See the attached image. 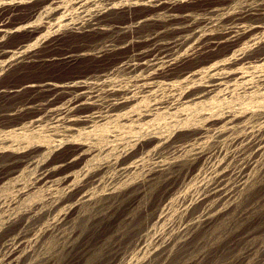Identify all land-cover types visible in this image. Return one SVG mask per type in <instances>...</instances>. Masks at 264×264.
I'll list each match as a JSON object with an SVG mask.
<instances>
[{"label": "rangeland", "instance_id": "374dc122", "mask_svg": "<svg viewBox=\"0 0 264 264\" xmlns=\"http://www.w3.org/2000/svg\"><path fill=\"white\" fill-rule=\"evenodd\" d=\"M263 11L0 0V264H264Z\"/></svg>", "mask_w": 264, "mask_h": 264}, {"label": "bare ground", "instance_id": "6f19581e", "mask_svg": "<svg viewBox=\"0 0 264 264\" xmlns=\"http://www.w3.org/2000/svg\"><path fill=\"white\" fill-rule=\"evenodd\" d=\"M161 1V0H160ZM165 1V0H164ZM79 2H81V1H79ZM100 2V1H99ZM125 2V1H124ZM172 2V1H171ZM175 2H176V0H175ZM72 3V2H71ZM136 3V2H135ZM153 3V2H152ZM161 3H163V2H161ZM77 5V4H76ZM95 5V4H94ZM130 5V4H129ZM259 5V4H258ZM124 6V5H123ZM155 6V5H154ZM157 6V5H156ZM166 6V5H165ZM167 6H169V5H167ZM172 6H173V4H172ZM156 8V7H155ZM158 8V7H157ZM164 8V7H163ZM106 10V9H105ZM173 10V9H172ZM161 11V10H160ZM257 11V10H256ZM251 12V11H250ZM262 12V11H261ZM264 12V11H263ZM153 13V12H152ZM257 13V12H256ZM171 14V13H170ZM186 14V13H185ZM227 14H229V13H227ZM56 15V14H55ZM95 15V14H94ZM243 15V14H242ZM67 16V15H66ZM170 16V15H169ZM176 16V15H175ZM244 16V15H243ZM252 16V15H251ZM257 16V15H256ZM246 17H248V16H246ZM245 17V18H246ZM93 18V17H92ZM253 18V17H252ZM48 19V18H47ZM76 19V18H75ZM237 19V18H236ZM84 20V19H83ZM149 20V19H148ZM155 20V19H154ZM173 20V19H172ZM244 20V19H243ZM242 21V20H241ZM262 21V20H261ZM172 22V21H171ZM239 23V22H238ZM34 24V23H33ZM68 24V23H67ZM164 24V23H163ZM169 24V23H168ZM252 24V23H251ZM254 24V23H253ZM94 25H96V24H94ZM99 25V24H98ZM235 25V24H234ZM237 25V24H236ZM245 25V24H244ZM93 26V25H92ZM199 26V25H198ZM194 27V26H193ZM253 27V26H252ZM135 28V27H134ZM187 28V27H186ZM209 28V27H208ZM254 28V27H253ZM3 29V28H2ZM191 29V28H190ZM231 29V28H230ZM201 30V29H200ZM205 30V29H204ZM208 30V29H207ZM262 30V29H261ZM1 31V30H0ZM3 31V30H2ZM8 31V30H7ZM159 31V30H158ZM170 31V30H169ZM194 31V30H193ZM242 31H244L245 32V30H242ZM58 32V31H57ZM60 32V31H59ZM79 32V31H78ZM231 32V31H230ZM229 32V33H230ZM161 33V32H160ZM185 33V32H184ZM193 33V32H192ZM251 33V32H250ZM7 34V33H6ZM187 34V33H186ZM234 34V33H233ZM263 34V33H262ZM45 35V34H44ZM190 35V34H189ZM165 36V35H164ZM199 36V35H198ZM168 37V36H167ZM164 38V37H163ZM252 38H254V37H252ZM259 38V37H258ZM98 39V38H97ZM184 39V38H183ZM257 39V38H256ZM2 41V40H1ZM111 41V40H110ZM172 41V40H171ZM195 42V41H194ZM254 42V41H253ZM56 43V42H55ZM174 43V42H173ZM203 43V42H202ZM255 43V42H254ZM21 44V43H20ZM192 44V43H191ZM193 45V44H192ZM166 46V45H165ZM187 47V46H186ZM188 47H190L189 45H188ZM173 48V47H172ZM192 48V47H191ZM150 49V48H149ZM169 49V48H168ZM25 49H23V50H21V51H24ZM11 51V50H10ZM20 51V52H21ZM157 51H158V49H157ZM19 52V53H20ZM179 52H181V51H179ZM178 52V53H179ZM183 52H186V51H183ZM36 53V52H35ZM163 53H165V52H163ZM162 53V54H163ZM143 55V54H142ZM156 55V54H155ZM173 55V54H172ZM76 56V55H75ZM141 57V56H140ZM139 57V58H140ZM161 57V56H160ZM178 57V56H177ZM137 58H138V56H137ZM143 58V57H142ZM132 59V58H131ZM222 59V58H221ZM130 60V59H129ZM152 60H154V59H152ZM164 60V59H163ZM170 60V59H169ZM140 61V60H139ZM155 61V60H154ZM160 61V60H159ZM165 61V60H164ZM163 61V62H164ZM171 61V60H170ZM216 61V60H215ZM138 62V61H137ZM158 62V61H157ZM134 63V62H133ZM135 63H136V61H135ZM147 63V62H146ZM150 63V62H149ZM155 63V62H154ZM215 64H216V62H214ZM169 64H170V62H169ZM226 64V63H225ZM224 64V65H225ZM159 66H160V64H158ZM212 65V64H211ZM214 65V64H213ZM220 65V64H219ZM132 66V65H131ZM134 66V65H133ZM169 66V65H168ZM215 66V65H214ZM229 66V65H228ZM230 66H232V65H230ZM154 67V66H153ZM211 67V66H210ZM3 68V67H2ZM7 68V67H6ZM146 68V67H145ZM152 68V67H151ZM157 68V67H156ZM160 69V68H159ZM163 69V68H162ZM166 69V68H165ZM195 69V68H194ZM193 69V72H191V71H189V72H191L189 75L187 74V76H186V80H185V84H194V83H199V84H201L202 86H205V87H211V88H215L216 86H218V85H220V84H224V83H226V84H228L227 86H225V87H223L222 89L223 90H226V91H228L229 89H234V88H236V87H239V85H241V86H244V87H247V86H253L252 84H253V82L255 81V80H258L259 82H260V84H262L263 86H264V72L263 73H261V74H258V75H255V76H252V78L251 77H247L248 75H249V73L251 72L250 70H239V69H237V70H229V69H226V68H224V67H220L219 66V68H216V67H211L210 69H208V66H207V71L205 70V72H203V71H201V70H203V69H199V70H194ZM155 70V69H154ZM159 72V71H158ZM156 73H157V71H156ZM143 74V73H142ZM148 74V73H147ZM255 74V73H254ZM145 75V74H144ZM184 75V74H183ZM142 76V75H141ZM147 76V75H146ZM143 77V78H141V83H139L138 85L140 86V87H142V88H148V89H151L155 84H156V82L157 81H155L156 79H153L155 76L153 75V74H149L147 77ZM176 76V75H175ZM185 76V75H184ZM184 76H183V78H184ZM158 77V76H157ZM156 77V78H157ZM138 78V77H137ZM139 78H140V76H139ZM158 78H160V77H158ZM182 78V77H181ZM182 78V79H183ZM143 80V81H142ZM184 80V79H183ZM234 80V81H233ZM160 81V80H159ZM158 81V82H159ZM166 81V80H165ZM136 82V81H135ZM171 82H172V80H171ZM170 82V83H171ZM173 82H174V80H173ZM182 82H184V81H182ZM170 83L168 84V85H170ZM178 83V82H177ZM50 84V83H49ZM167 84V83H166ZM172 84V83H171ZM179 84V83H178ZM259 84V83H258ZM55 85V84H54ZM132 85V84H131ZM165 85V84H164ZM176 85V84H175ZM196 85V84H195ZM159 86V85H158ZM174 86V85H173ZM70 87V86H69ZM204 87V88H205ZM53 88V87H52ZM127 88V87H126ZM101 89V88H100ZM138 89V88H137ZM203 89V88H202ZM209 90H210V88H208ZM231 89V90H232ZM254 89V88H253ZM102 90V89H101ZM187 90V89H186ZM105 91V90H104ZM185 91V90H184ZM90 92V91H89ZM110 92V91H109ZM116 92V91H115ZM128 92H131V94H130V96L131 97H135V96H137V94H138V92L136 91V90H129V91H127L126 93H128ZM151 92H153L152 90H151ZM165 92V91H164ZM175 93H176V91H174ZM183 92V91H182ZM81 93V92H80ZM84 93V92H83ZM112 93V92H111ZM175 93H174V95H175ZM79 94V93H78ZM85 94V93H84ZM96 94V93H95ZM166 94V93H165ZM83 95V94H82ZM87 95V94H86ZM88 95H89V93H88ZM97 95V94H96ZM115 95V94H114ZM155 95V94H154ZM171 95V94H170ZM173 95V94H172ZM180 95V94H179ZM183 95V94H182ZM188 95V94H187ZM186 95V96H187ZM191 95V94H190ZM70 96V95H69ZM84 96V95H83ZM90 96V95H89ZM92 96V95H91ZM105 96V95H104ZM77 97V96H76ZM79 97V96H78ZM110 97V96H109ZM163 97V96H162ZM184 97V96H183ZM189 97V96H188ZM70 98V97H69ZM151 98V97H150ZM187 98V97H186ZM162 99V98H161ZM77 100V99H76ZM80 100V99H79ZM87 100V99H86ZM184 100L186 101V99L184 98ZM85 101V100H84ZM90 101V100H89ZM157 101H159V100H157ZM165 101V100H164ZM73 102V101H72ZM167 102V101H166ZM176 102V101H175ZM65 103V102H64ZM155 103V102H154ZM170 104V103H169ZM174 105V104H173ZM74 106L76 107V105L74 104ZM88 106V105H87ZM165 106V105H164ZM168 106V105H167ZM63 107V106H62ZM70 107H71V105H70ZM137 107V106H136ZM162 107H163V105H162ZM54 108V107H53ZM65 108V107H64ZM155 107L153 106V107H151V108H146L145 109V111H144V109L142 110V108H141V110L142 111H136L135 112V110L133 111V112H131L132 114H137L138 116H143V115H149L150 114V112L152 113V110L154 109ZM159 108H161V107H159ZM59 109V108H58ZM132 109H134V107L132 108ZM157 109V108H156ZM68 110V109H67ZM127 110V109H126ZM125 110V111H126ZM128 113V112H127ZM125 114V113H124ZM158 114V113H157ZM120 115V114H119ZM122 115V114H121ZM155 115V114H154ZM163 115V114H162ZM41 116V115H40ZM126 116V115H125ZM75 117V116H74ZM123 117V116H122ZM134 117V116H133ZM163 117H164V115H163ZM72 118V117H71ZM70 118V119H71ZM76 118V117H75ZM80 118H82V117H80ZM87 118V117H86ZM34 119V118H33ZM122 119V118H121ZM38 120V119H37ZM64 120V119H63ZM87 120V119H86ZM155 120H157V119H155ZM56 121V120H55ZM85 121V120H84ZM152 121V120H151ZM67 122V121H66ZM87 122H88V120H87ZM7 123V122H6ZM131 125V124H130ZM142 125V124H141ZM99 126V125H98ZM103 126V125H102ZM146 126V125H145ZM65 128H66V126H65ZM261 140H264V138L263 139H261ZM260 140V141H261ZM28 148V147H27ZM9 149V148H8ZM26 149V148H25ZM1 152V151H0ZM24 152V151H23ZM24 166V165H23ZM20 171V170H19ZM136 187V186H135ZM75 188V187H74ZM139 188V187H138ZM11 199V198H10ZM5 247V246H4Z\"/></svg>", "mask_w": 264, "mask_h": 264}]
</instances>
